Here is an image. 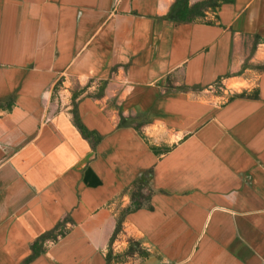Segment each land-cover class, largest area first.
Returning <instances> with one entry per match:
<instances>
[{
    "label": "crops",
    "instance_id": "crops-1",
    "mask_svg": "<svg viewBox=\"0 0 264 264\" xmlns=\"http://www.w3.org/2000/svg\"><path fill=\"white\" fill-rule=\"evenodd\" d=\"M175 1L0 0V264L64 220L28 264H107L144 175L151 209L115 247L149 255L127 264H264V0L213 24L171 21ZM77 86L95 147L73 121Z\"/></svg>",
    "mask_w": 264,
    "mask_h": 264
},
{
    "label": "trees",
    "instance_id": "trees-1",
    "mask_svg": "<svg viewBox=\"0 0 264 264\" xmlns=\"http://www.w3.org/2000/svg\"><path fill=\"white\" fill-rule=\"evenodd\" d=\"M235 0H201L197 3L191 5L190 0H176L171 6L169 12V19L176 23L191 24V23H207L213 24L214 22L207 20V13L213 12L217 13L223 5L232 4ZM107 83L103 82L98 86V95L101 97L104 93ZM88 87L81 88L77 86L73 90V121L75 126L78 128L82 136L89 140L93 147L100 141V137L97 136L95 132L89 131L81 122L77 101L78 99L87 91ZM245 95L242 94L241 97ZM0 108L4 110L12 109V102L7 101L5 104L0 103ZM123 126V124H120ZM139 126H136L139 129ZM155 149V148H153ZM168 148L165 149V152H168ZM147 175L142 176L138 181H136L129 191L131 203L126 208H121L117 214V225L114 232V235L111 239L106 261L107 264H127L135 262L139 259L147 258L149 253L143 247L142 243L139 240H136L132 237L128 238V247L123 251L119 252L116 250V243L120 241L122 236H125V227L124 222L126 217L140 209L147 208L151 209L147 203L149 202L152 191L148 188V179ZM149 191L148 193H145ZM66 220L58 224L53 230L40 236L36 242L32 245L33 254L25 261L24 264L30 263L33 259L38 257L40 254L44 253L46 250V245L49 242H56L60 238L65 237L67 234L66 230Z\"/></svg>",
    "mask_w": 264,
    "mask_h": 264
},
{
    "label": "rangeland",
    "instance_id": "rangeland-1",
    "mask_svg": "<svg viewBox=\"0 0 264 264\" xmlns=\"http://www.w3.org/2000/svg\"><path fill=\"white\" fill-rule=\"evenodd\" d=\"M231 90H233V88L227 87L226 85L222 84V85L216 86L213 90L210 91V93H211V95L212 94L213 95H219L221 97L220 102H225L228 98H230L232 96V91ZM128 238L129 237L125 238V242H126V245H127L125 248L128 247ZM116 250L121 252L124 249H122V250L116 249Z\"/></svg>",
    "mask_w": 264,
    "mask_h": 264
}]
</instances>
